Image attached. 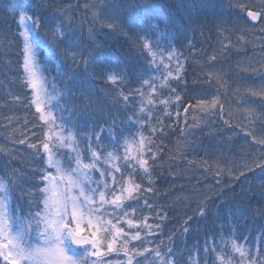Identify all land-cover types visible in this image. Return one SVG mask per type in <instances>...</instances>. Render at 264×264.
<instances>
[{
    "label": "snow or ice",
    "instance_id": "1",
    "mask_svg": "<svg viewBox=\"0 0 264 264\" xmlns=\"http://www.w3.org/2000/svg\"><path fill=\"white\" fill-rule=\"evenodd\" d=\"M235 6L246 9V15L236 13L238 20L244 23L230 21L232 29L242 32L249 21L264 25V0ZM83 7L90 16L91 25V43L87 48L81 38L70 31L73 18L67 11L42 23L32 0H6L0 6V13H6L5 18L11 16L17 24L22 84L30 93L29 104L38 114L43 133L38 143L27 144L35 150L32 155L41 164L31 178H22L15 169H5L0 175V258L5 264H112L105 259L107 254L122 251L127 264H264V234L258 237L261 243L255 248L247 244V237L240 243L234 235L225 237L223 232L216 234L220 238L219 244L215 237L206 238L203 246L196 244L184 251L171 242L161 247L162 241L147 239L157 235L153 229L160 225L148 223L147 216L137 217L134 205L140 204L145 193L153 191L151 186H144L143 177L150 175L149 159L155 161L156 156L148 155L152 151L150 147L145 151L147 141L137 125L151 116L150 108L144 115V103L151 105L153 100L150 96L142 99L138 115L135 105L129 107L130 97L123 93L121 85L133 82L134 78L140 83L136 91L141 97H145L141 91L145 85L150 93L157 91L156 73L162 77L161 87L166 86L165 80L170 85L168 78L174 75L171 63L177 59L176 48L188 43L187 36L182 31H172L167 25L140 27L137 24L139 12H147L152 7L146 0H92ZM218 18L223 21V13ZM143 19L147 21L149 17L145 15ZM182 23H194L191 13L184 16ZM220 27L222 32L230 31L223 24ZM96 28L101 30V35L107 29L132 40L140 60L139 74L129 70L118 55L105 49L92 31ZM124 28L131 35L125 33ZM242 40L241 35L238 45ZM80 65L84 66L85 74L78 77L74 70ZM91 65L99 66L105 83L113 86L105 89V93L113 94L111 107L115 114L105 121L108 128H100L98 132H90L88 124V118L95 115L98 106L92 84L96 73L89 75L87 72ZM177 65L179 69L178 60ZM244 70L258 71L251 65ZM52 71H56L55 76L50 75ZM174 78L180 79L179 75ZM216 83L220 84L221 80L217 79ZM246 90L252 95H264V85L259 91ZM169 92L175 94L179 106L182 97L176 88L169 86ZM160 103H171V100L161 99ZM195 105L207 106L213 116L224 110L217 95L211 99L196 98ZM190 107L193 105L186 104L184 112L187 113ZM120 114L127 124L118 121ZM261 115L264 117V113ZM219 118L223 119V116ZM224 122L228 123L227 120ZM137 133H141L139 145L133 148ZM251 134L250 129L246 135ZM252 141L250 147L259 156L246 163L244 169H259L264 173V135L253 136ZM19 143L24 144L25 139H20ZM130 151L137 154L130 157ZM203 163L207 166L206 171H211L212 164L207 160ZM215 174L221 175L219 167ZM244 175V170H240L239 176ZM216 183L220 184V179ZM143 204L156 211L148 200H143ZM210 207L216 209L218 219L223 213L225 220L239 211L227 202L217 204L213 201L210 206L204 203L199 207V216L204 217ZM157 216L165 218L158 211ZM190 220L192 217L184 222V233L189 231ZM169 239L171 241V237ZM131 241L140 243L130 248ZM237 255L239 259L235 258Z\"/></svg>",
    "mask_w": 264,
    "mask_h": 264
},
{
    "label": "trees",
    "instance_id": "2",
    "mask_svg": "<svg viewBox=\"0 0 264 264\" xmlns=\"http://www.w3.org/2000/svg\"><path fill=\"white\" fill-rule=\"evenodd\" d=\"M214 1L215 8L218 9L219 14L223 13L230 30L224 32V39H218L210 25L200 27V18L195 20L193 17L192 24L182 23L187 14L184 9H202L204 1L146 0V3L152 7L147 12H139L137 24L140 27L153 24H160L162 27L167 25L172 31L185 33L188 43L182 48L179 46L176 48L177 59L171 63L174 75L168 78L170 85L168 80H165L166 86L161 87L160 73L155 74L157 87L155 93H150L147 85L141 89L145 97H141L136 91L140 88V83L134 78L133 82L121 85L123 93L130 97L129 107L135 105L138 115H140L139 107L142 99L150 96L153 100L151 105L144 103V115H147L150 108L151 116L146 122L137 125L147 141L145 151L150 147L152 151L148 155L156 156L155 161L149 159L150 175L143 177L144 186H151L153 191L145 193L140 204L134 205L137 208L135 215L147 216L148 223L160 225L158 229H153L157 235L147 237L148 240L162 241L161 247L171 242L181 251L185 248L192 249L196 244L203 246L206 238L215 237L219 244L220 238L216 234L221 232L225 237L234 235L240 243H244V238L247 237V244L255 248L258 243H261L258 237L264 234V173H261L259 169L254 171L244 169V165L251 163L259 156V153L253 151L248 139L243 136L244 132L248 133L250 130L248 127H243L244 123L248 124L251 120H255L260 127L264 128V117L257 114L256 117L249 118L247 109L250 110L251 107H245V105L243 106L245 108L239 109L242 104L241 92L250 95L251 92L246 89H253V83L260 81L255 80L244 69L248 67L246 59L251 53L264 52V39L253 37L251 30L249 31V27L261 29L262 26L254 27L248 22L247 29L242 32L232 29L230 21L244 23L238 20L235 14L245 16L246 13V9L235 5L247 4L251 0ZM5 2L6 0H0V6ZM32 2L37 6V14L41 17L42 23L45 19L51 20L54 15L65 10L72 16L73 22L80 18L81 23L76 30L77 37L81 38L85 48L91 43L89 40L91 25L87 21L83 5L91 3L92 0H32ZM64 7L68 9H63ZM219 14L217 12L215 18L213 17L214 22L219 21ZM145 15L149 17L147 21L143 19ZM5 16L6 13H0V175L4 174L5 169L8 171L15 169L17 175L22 178H31L32 173L40 168L41 164L39 159L32 155L35 150L28 148L27 144L39 142L43 135L42 125L34 107L29 104L30 93L22 84L23 71L20 67L22 58L19 54V40L16 38L17 24L11 16L7 18ZM95 30L101 31L99 28ZM123 31L128 33L127 28ZM104 33V35L99 34V41L105 49L113 55H118L128 65L129 70H135L139 74L140 60L132 40L124 35L113 34L107 29H104ZM241 35L243 40L238 45V37ZM225 44L228 45L227 48L224 47ZM236 48L248 50L244 54H239L242 52L237 51ZM41 55L43 56V53ZM213 56L216 57L215 60L212 59ZM177 60L181 66L179 69ZM53 68L56 66L53 65ZM74 71L78 77L85 74L83 65ZM163 71L166 73V70ZM87 72L89 75L96 73L92 78V84L95 86L98 103L95 115L88 118L89 131L98 132L100 128H108V123L105 121L110 115L115 114V110L111 107L113 94L105 93V89L113 86L105 83L99 66L91 65ZM50 75L55 76L56 71H52ZM176 75H179V80L174 78ZM217 79L221 80L220 84L216 83ZM169 86L175 87L176 92L182 97L179 106H177L175 94L169 92ZM234 90L239 92L234 94L232 93ZM213 95H217L219 102L224 106L223 112H218L216 116L208 112L207 106L195 105L196 98L211 99ZM256 96L255 100L264 97V95ZM17 97H19L18 100ZM161 99L171 100V103L162 104ZM186 104L193 105L187 113L183 110ZM128 115H131V112ZM221 115L223 119L219 118ZM117 119L127 124L123 114L118 115ZM225 120L228 121L227 124ZM141 133H137L136 145L133 148L139 145ZM22 138L25 139L24 144L19 143ZM220 151L235 153L238 158L226 156L225 159L222 157V160H218L217 153ZM136 154V151H130L129 156ZM205 160L212 164L211 171H206L207 166L203 163ZM217 167L221 170L219 177L215 174ZM230 168H236V170H232V172L235 171L233 183L225 189L229 188V192L224 195L216 189L219 184L215 181L228 179L225 170ZM242 169L245 175L239 176ZM257 173L262 175L260 182L254 180ZM236 176H239V179H235ZM245 176L250 177L247 183L244 182ZM200 193L205 195L200 196ZM209 195L211 198L207 199ZM145 199L156 211L143 204ZM213 201L217 204L227 202L230 207L239 209L236 213H239L240 218L235 214L225 220L224 214L221 213L218 219L215 215L216 209L211 207L204 217H200L199 207H202L204 203L210 206ZM157 211L165 218L160 219ZM188 217H192V220L188 222L189 231L184 233V222ZM142 231L146 233L147 229ZM139 243V241H131L129 247ZM152 246L155 247V245ZM117 247L120 246L117 245ZM185 255H187L186 252ZM235 258L239 259L238 255ZM105 259L112 264H127L122 251L109 253ZM0 264H4L2 258H0Z\"/></svg>",
    "mask_w": 264,
    "mask_h": 264
},
{
    "label": "rangeland",
    "instance_id": "3",
    "mask_svg": "<svg viewBox=\"0 0 264 264\" xmlns=\"http://www.w3.org/2000/svg\"><path fill=\"white\" fill-rule=\"evenodd\" d=\"M197 1H204L205 3L201 6L202 9L197 10L196 8H192V9H184L186 13H191V15L195 18V20H197L198 18H200V27H204V26H208L210 25L215 33L218 39H224V32L221 31V25L223 24V26H226V20L224 19L223 21L221 19H219V21L214 22L212 19L213 17L215 18V16L217 15V12L219 14L218 9L215 8V1L212 0H197ZM256 3H259V0L255 1ZM63 9H68V7H64ZM204 9V10H203ZM209 9V10H206ZM66 11V10H65ZM64 11V12H65ZM61 13H63V11H61L58 15H60ZM87 15V21L89 22L90 20V16L86 13ZM246 15V13H245ZM81 20L80 18L77 19L75 22L72 23V28L71 31L75 32L77 35V31L78 30V25H80ZM261 25V24H260ZM262 28L261 29H256V28H250L249 27V31L251 30V34L253 37L255 38H259V39H264V25H261ZM229 28V27H228ZM90 30V28H89ZM94 35L99 39V34L100 32L92 29ZM237 51H241L242 53L239 54H244L245 51H247L248 49H243V48H236ZM246 64L247 66L251 65L252 67H255L256 69H258V71L256 72H252L251 70H248L247 72H249L250 76H253L255 78V80H260L257 82L253 83L252 88L256 91L260 90L261 85H264V79H262V76H264V52L261 54H253L251 53L250 56L246 59ZM239 91L234 90L232 91V93L237 94ZM242 104L240 105L239 109L245 108V107H251V109H247V116L249 118L251 117H256L257 114L262 116L261 114L264 113V97L262 99H257L256 95H252V94H248V93H242ZM239 95V94H238ZM246 102V103H245ZM245 105V107H243ZM244 128H250L252 130V134L251 135H246L247 132L243 133L244 138L248 139V143L249 146L252 145L253 141H252V137L256 136L257 138H259L261 135H264V133H261V129H264L262 127L259 126V123L255 120H251L248 124L244 123L243 125ZM249 132V130H248ZM226 156L232 157V158H238V155H236L235 153H228L227 151H220L217 153V159L218 160H222L225 159ZM236 170V168L233 169H228L225 170V173L227 174V178L226 180H222L220 179L221 183L219 185H217L216 189H218V192H223L224 195H227V193L229 192V188L228 190H225L228 186L232 185L233 183V174L234 172H232V170ZM245 172V171H244ZM262 175L261 174H256L255 177V181L259 182L261 181ZM248 179L250 180V177H247V179H244L245 183L248 182ZM230 181V183H228ZM216 183V181H215ZM200 191H202L200 189ZM205 193H200V196H204ZM238 218H240L239 213H235ZM2 262L5 264V262L2 259Z\"/></svg>",
    "mask_w": 264,
    "mask_h": 264
},
{
    "label": "water",
    "instance_id": "4",
    "mask_svg": "<svg viewBox=\"0 0 264 264\" xmlns=\"http://www.w3.org/2000/svg\"><path fill=\"white\" fill-rule=\"evenodd\" d=\"M251 23H252V25H254V26H257V25H259V21H250Z\"/></svg>",
    "mask_w": 264,
    "mask_h": 264
}]
</instances>
